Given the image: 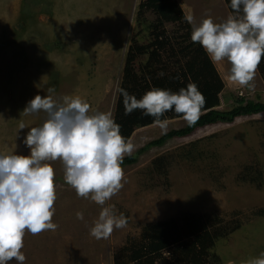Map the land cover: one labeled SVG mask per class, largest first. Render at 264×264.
<instances>
[{
	"label": "rangeland",
	"instance_id": "374dc122",
	"mask_svg": "<svg viewBox=\"0 0 264 264\" xmlns=\"http://www.w3.org/2000/svg\"><path fill=\"white\" fill-rule=\"evenodd\" d=\"M143 1L0 0V154H30L23 141L31 128L43 125L47 115L43 110L27 115L23 111L36 95H49L50 88L56 100L79 96L91 112H111L114 118L124 77L134 81L146 73L162 79L183 66L188 55L181 48L192 40L181 42L186 31L170 24L164 29L173 46L166 50L174 47L173 53L161 50L159 57L151 59L136 54L126 66L131 46L150 45L147 27L156 17L139 9ZM176 1L197 25L208 16L221 23L231 14L224 0ZM202 49L224 85L221 97L228 102H222L220 111L236 105L238 97L264 101L258 70L254 90L241 87L228 79L227 60L213 62ZM126 71L132 75L126 76ZM187 124L181 117L168 120L166 129L155 124L135 130L129 139L134 145L130 155ZM159 157L166 161L156 169L152 161ZM46 163L55 172L52 222L59 227L38 235L26 232L21 250L24 264H115L120 259L115 254L144 242L141 235L149 225L188 214L209 215L215 226L237 227L212 250L223 264H248L264 253V113L207 126L145 150L135 165L122 166L124 187L105 205L77 196L65 182L61 160ZM113 205L115 214L123 213L128 223L107 239H96L90 229L102 208ZM78 212L83 220L77 219Z\"/></svg>",
	"mask_w": 264,
	"mask_h": 264
},
{
	"label": "clouds",
	"instance_id": "9594fccd",
	"mask_svg": "<svg viewBox=\"0 0 264 264\" xmlns=\"http://www.w3.org/2000/svg\"><path fill=\"white\" fill-rule=\"evenodd\" d=\"M230 6L234 14L221 23L211 16L199 25L192 15L185 19L192 25V42L199 43L213 62L227 60L231 64L228 79L232 83L254 90L252 82L264 57V0H231ZM54 91L50 88L49 95H36L23 111L27 115L43 110L47 115L43 125L31 128L23 141L30 154H0V264L12 260L24 264L21 250L26 232L38 235L59 227L52 222L57 199L55 172L46 161L61 160L65 182L78 197L90 198L98 205H105L124 187L121 165L134 145L120 134L111 112L93 113L79 96L56 100L51 95ZM119 91L125 115L143 110L161 129H166L168 121L160 117L173 109L189 126L194 125L206 103L194 82L178 92L153 88L140 99L124 89ZM114 209V205L102 208L90 229L93 237L107 239L114 229L127 225L124 214L117 216ZM76 215L83 220V213ZM248 264H264V253Z\"/></svg>",
	"mask_w": 264,
	"mask_h": 264
},
{
	"label": "trees",
	"instance_id": "16d2710c",
	"mask_svg": "<svg viewBox=\"0 0 264 264\" xmlns=\"http://www.w3.org/2000/svg\"><path fill=\"white\" fill-rule=\"evenodd\" d=\"M224 1L229 12L234 14L230 6L231 0ZM139 9L152 13L156 20L147 27L150 45L146 48L131 46L129 53H127L126 66H130L138 57L137 55H148L151 59L152 57H159L161 50H164L165 53H173L174 47L170 51L166 50L173 45L164 29L165 24L177 25L179 30L186 31L184 37H181V42H186L188 37H191L192 28L186 21L185 15L176 0H144L139 5ZM193 47L194 50H190ZM150 48H153L154 52L151 51L150 53L148 51ZM181 51L184 56L188 55V57L183 66L176 72L169 73L162 79L146 73L142 76L143 79L138 78L134 81H129V77H124L126 82L122 83L121 89L140 99L153 88L178 92L181 88H186L190 82H194L206 99L202 115L194 125L189 126L187 124L183 128L171 130L160 138L147 143L134 155L124 157L121 166L135 165L137 156L145 150L162 147L172 139L189 137L198 129L217 124H232L237 118L252 117L264 113V101L245 100L242 97L236 98V105L230 109L220 111L218 108L222 102L227 103L228 100L221 97L224 85L210 59L199 43L192 42L187 47L181 48ZM257 70L264 81V57H262ZM130 72L126 71V76L132 75ZM181 117L183 115L177 114L173 109L167 111L160 119L168 121ZM113 119L120 125V134L126 140L131 138L135 130L155 125L153 122L155 118L145 116L143 110L137 109L131 114L125 115L123 96L120 91ZM164 161L166 160L163 157L154 159L152 166L159 169ZM252 182L256 183L257 179H253ZM213 220L209 215L188 214L178 219L151 224L142 232L141 238L144 239V242L138 245L132 244L115 254L117 257L120 256L119 261H115V264H223L220 258L213 254L212 250L219 240L231 234L237 227L228 229L227 227L215 226L212 224ZM166 251L170 255H165Z\"/></svg>",
	"mask_w": 264,
	"mask_h": 264
}]
</instances>
